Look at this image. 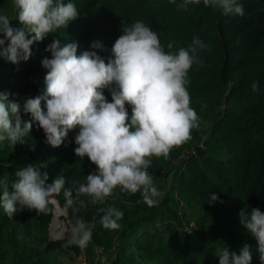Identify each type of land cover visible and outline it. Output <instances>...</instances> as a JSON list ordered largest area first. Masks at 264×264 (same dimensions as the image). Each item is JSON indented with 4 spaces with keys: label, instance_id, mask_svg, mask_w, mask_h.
Instances as JSON below:
<instances>
[{
    "label": "trees",
    "instance_id": "1",
    "mask_svg": "<svg viewBox=\"0 0 264 264\" xmlns=\"http://www.w3.org/2000/svg\"><path fill=\"white\" fill-rule=\"evenodd\" d=\"M71 2L80 11L79 17L39 42L38 50L43 52L32 50L33 55L25 61L28 64L25 69L27 75L33 76L36 65L38 68L44 58H51V53L45 49L54 39H59L62 46L76 42L78 55L86 50L96 51L107 62L113 58L111 49L122 34L123 26H130L137 20L143 21L158 34L165 52L169 51V42L173 43L171 51L178 52L181 47L189 48L197 36L208 47L200 52L202 63L194 64L189 70L190 83L186 85L190 107L200 118V129L192 131L190 141L174 148L170 159L152 157L149 172L158 177L165 165L179 157L187 147L196 151L193 154L191 150L183 157L180 165L184 166L183 169L166 172L164 179L175 175L170 189L161 184L162 181L154 179L155 186L164 193L160 203L149 207L139 194L131 195L117 187L104 205H93L88 197L82 196V205L67 206L61 193L58 198L67 208L70 221L73 224L77 218L94 221V241L114 247L118 255L126 254L131 243L136 246L143 244L141 255L147 254L156 264H219L215 255L217 248L227 247L230 252L238 253L245 243L252 246V264H262L256 251L257 242L241 225L239 213L244 209L250 215L252 208L264 212V0H237L244 7L243 17L224 15L204 6L203 0L199 5H189L187 11L177 8L183 0ZM13 27L22 25L17 21ZM97 42L103 48H93L92 45ZM27 75H23L24 80L32 78H27ZM44 77L43 74L39 86L41 91L45 88ZM13 80L16 78H10L8 82ZM254 81L259 85L256 91L252 89ZM11 88L14 91L11 100L20 102L26 92L25 84L16 83ZM104 94L111 101L108 89L104 90ZM126 107L131 115L132 106ZM27 118L31 119V115ZM78 131L79 127L70 131L59 147L46 143L45 154L59 150L73 166L72 176L63 175L66 188L72 187L70 178L83 175V179L75 180L86 182V176L96 169L88 158H79V161L75 158ZM76 165L78 169L74 168ZM20 166L18 162L9 165L0 163V195L3 191H12V184L17 179L15 173ZM57 169L47 171L50 183L60 176ZM175 191L200 214L199 223L210 218L223 221L226 226L221 235L216 236L209 227L191 234L177 230L170 232L168 228L172 226L173 219H179L178 202L171 207V202L175 203ZM212 194H217L219 200L209 203ZM99 207H117L123 211L122 228L104 229L100 223L103 213L97 211ZM53 211L54 207L48 214L37 215L35 210L25 208L12 218L7 214L0 215V260L8 258V264H46L48 257L56 251L78 254L81 249L68 243L70 236L59 240L48 238L46 231ZM186 212H183L184 218L188 217L192 208L189 207ZM39 220H42L40 235L33 231L31 224V221H35V225ZM117 241L121 242L120 248H117ZM211 249L215 250L212 255ZM87 251L88 255H93L94 249L88 246ZM136 256L140 253H128L125 264H136Z\"/></svg>",
    "mask_w": 264,
    "mask_h": 264
},
{
    "label": "clouds",
    "instance_id": "2",
    "mask_svg": "<svg viewBox=\"0 0 264 264\" xmlns=\"http://www.w3.org/2000/svg\"><path fill=\"white\" fill-rule=\"evenodd\" d=\"M175 2V0H172ZM16 11L13 19L0 14V57L14 64L27 61L33 55L32 45L42 42L50 33L67 27L80 15L75 3L65 0H12ZM201 0H183L178 10ZM206 7L224 15L243 17L245 10L237 0H203ZM18 20L22 27H13ZM10 41L7 47H3ZM93 48H103L99 42ZM198 36L189 48L173 52L169 42L165 52L158 34L143 21L123 26L122 34L112 46L113 58L105 60L96 51L77 54L78 43L59 39L48 44L51 58H44L47 69L45 88L41 95L26 97L21 102L8 101L0 92V142L15 146L31 133L33 122L42 128L47 144L59 147L69 132L79 127L75 136L77 157L88 158L96 165L86 176V182L72 181L66 188L64 176L46 183L48 173L40 166L29 164L18 169L12 191H3L0 206L9 218L18 211L35 210L48 214L63 193L67 206L83 204L82 196L93 205H104L114 189L131 195L139 194L149 207L160 203L164 193L154 183L149 172L152 157L170 159V152L192 139V131L200 129V118L190 107L189 70L201 64V50L207 48ZM258 82L252 84L258 90ZM111 92V101L104 90ZM42 102H45L42 104ZM126 105H131V115ZM46 108V111H45ZM23 114L31 120L24 121ZM75 194V195H74ZM219 200L212 194L209 203ZM104 229L119 230L124 213L117 207H99ZM55 212V209H54ZM65 215V214H64ZM240 223L256 240V251L264 264V212L252 208L250 215L242 209ZM64 217V216H63ZM93 222L77 218L71 227L68 243L82 251L92 240ZM187 231V230H186ZM53 240H59L55 238ZM219 264H252V246L245 243L239 252L227 247L217 248Z\"/></svg>",
    "mask_w": 264,
    "mask_h": 264
},
{
    "label": "rangeland",
    "instance_id": "3",
    "mask_svg": "<svg viewBox=\"0 0 264 264\" xmlns=\"http://www.w3.org/2000/svg\"><path fill=\"white\" fill-rule=\"evenodd\" d=\"M0 14H7L13 19L15 18L16 11L13 8L12 0H0ZM18 20H12V26L16 24ZM10 41H6L5 45L3 47H7ZM39 42H35L32 45V50H38ZM40 52V51H39ZM41 51L40 53H42ZM26 67H28V64L25 61H21L19 64L11 63L10 61L4 59L3 57H0V92H3L5 94H8V101H12L10 96L14 93L13 89L11 88L12 85L16 83L23 82L25 84L26 92L23 94L22 99L20 102L26 98V97H35L37 95H41L42 91L39 90L40 83L42 81L41 77L46 75L47 71L46 68H44L41 64H38V68L36 65V73L32 75H27ZM23 75H27L32 78L31 79H23ZM18 76H22L21 79L17 78ZM10 78H16V80H13L12 82L8 79ZM41 79V80H40ZM28 83V85L26 84ZM27 115L30 114H23L22 113V119L24 121H29L31 119L27 118ZM38 122H33V128L31 130V133L28 134L26 137H24V142H18L15 146H12L9 144L8 141L0 142V163L2 164H12L15 162H18L22 166H27L29 164L32 165H38L40 166V169L42 172H46L49 170H53L55 167H57L58 175L63 176H72L71 175V168L73 166H70L68 162L64 159V154L56 151L52 154H45L46 152V138L45 133L42 128H38L37 126ZM204 141V140H203ZM201 141V142H203ZM188 149V150H187ZM186 151H182V153L174 158L172 162H168L164 169L161 171V174L158 177H154L155 180L162 181L161 184H163L167 189H170V187L174 184L175 181V175L172 176L169 181V179L166 178V172L172 169V171H176L184 161L183 157L188 154L193 149H189L188 147L185 149ZM75 158L79 161V157L75 155ZM60 163V166H59ZM184 164V163H183ZM58 165V166H57ZM62 165V166H61ZM75 169H78V165L74 167ZM49 173V172H48ZM83 179V175H78L75 178H70V182H72L75 179ZM168 180V182H167ZM46 183H50L49 179L46 181ZM172 197V196H171ZM57 205L54 207L55 213L53 211V216L51 217L49 226L47 228V236L50 239V228H51V234L53 238H59L60 239H66L68 238L69 233H71V227L73 223L69 219V212L66 207H64L57 196ZM175 203L171 202V207L178 202V212H179V219L175 218L173 219V222L171 223L172 226L168 228L170 232L179 231L185 233V229H188L187 233L191 234L194 232H197L201 230L202 228L209 227V230L212 231L216 236H220L221 232L225 229L223 221L210 218L207 220V222L199 223L200 220V214L194 210L193 206L189 205L190 203L186 202V198L184 196L178 195L177 191H175L174 194ZM58 206V207H57ZM192 208V212L188 213V217L184 218L185 214H187V209ZM78 208V207H77ZM175 210V209H174ZM185 214H184V213ZM2 206H0V215H5ZM65 214V215H64ZM64 216V217H63ZM34 218H32L33 220ZM190 219L189 221H187ZM35 221H31V224L34 226L33 231L38 232L40 235V228L42 225V220H39V222L34 225ZM63 222L65 225H63ZM212 229V230H211ZM189 230L191 232H189ZM214 230V231H213ZM32 231V232H33ZM60 231V232H59ZM94 231V228H93ZM186 234V233H185ZM51 240V239H50ZM117 248H120L121 242L117 241ZM88 246L92 247L94 249L93 255H88L87 248L83 251L80 250L78 254L72 252V251H56L52 253L51 256L48 257V260H46V264H57L63 263V264H125V259L127 257V254H131L132 252L140 253V256L135 257V263L136 264H156L155 260L153 258H150L147 254L141 255V252L144 248L143 244H140L139 246H136L135 244H130L128 247V252L126 254H119L116 253V249L114 247H108L105 244H98V242L94 241L92 238L91 242L88 244ZM87 246V247H88ZM66 247V246H64ZM67 249V248H66ZM213 249L210 250V254L212 255ZM65 252V253H64ZM57 260V262H56ZM8 264V258L0 260V264L2 263ZM12 263V261H9Z\"/></svg>",
    "mask_w": 264,
    "mask_h": 264
},
{
    "label": "water",
    "instance_id": "4",
    "mask_svg": "<svg viewBox=\"0 0 264 264\" xmlns=\"http://www.w3.org/2000/svg\"><path fill=\"white\" fill-rule=\"evenodd\" d=\"M54 213H55V212H54ZM60 238H62V237H59L58 239H60ZM50 239H51V240L54 239L53 236H52V234H51V228H50Z\"/></svg>",
    "mask_w": 264,
    "mask_h": 264
},
{
    "label": "built area",
    "instance_id": "5",
    "mask_svg": "<svg viewBox=\"0 0 264 264\" xmlns=\"http://www.w3.org/2000/svg\"><path fill=\"white\" fill-rule=\"evenodd\" d=\"M192 153H193V154H195V153H196V151H195V150H193V151H192ZM55 210H56V208H55ZM185 230H188V229H185ZM187 232H188V231H185V233H186V234H188ZM189 232H191V231L189 230Z\"/></svg>",
    "mask_w": 264,
    "mask_h": 264
},
{
    "label": "bare ground",
    "instance_id": "6",
    "mask_svg": "<svg viewBox=\"0 0 264 264\" xmlns=\"http://www.w3.org/2000/svg\"><path fill=\"white\" fill-rule=\"evenodd\" d=\"M57 207H58V206H57ZM63 225H65L64 222H63Z\"/></svg>",
    "mask_w": 264,
    "mask_h": 264
}]
</instances>
